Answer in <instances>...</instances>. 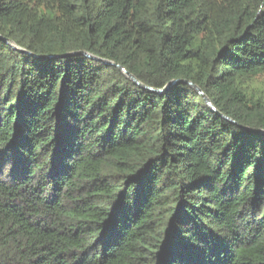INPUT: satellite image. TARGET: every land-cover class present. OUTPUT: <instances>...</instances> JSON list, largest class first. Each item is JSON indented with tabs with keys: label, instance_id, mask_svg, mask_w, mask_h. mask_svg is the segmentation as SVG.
Instances as JSON below:
<instances>
[{
	"label": "trees",
	"instance_id": "1",
	"mask_svg": "<svg viewBox=\"0 0 264 264\" xmlns=\"http://www.w3.org/2000/svg\"><path fill=\"white\" fill-rule=\"evenodd\" d=\"M0 36V264H264V0H0Z\"/></svg>",
	"mask_w": 264,
	"mask_h": 264
},
{
	"label": "water",
	"instance_id": "2",
	"mask_svg": "<svg viewBox=\"0 0 264 264\" xmlns=\"http://www.w3.org/2000/svg\"><path fill=\"white\" fill-rule=\"evenodd\" d=\"M0 40H3L4 42H8V40L2 36H0ZM16 48V47H15ZM18 49V51L22 52V53H29V51L27 50H24L22 48H16ZM76 53H81V54H84L85 56H87L88 58H96L94 56H92L90 53L88 52H76ZM53 56H40L39 58H51ZM105 64L107 65H113V66H116L118 67L128 78H130L134 83L138 84L139 86H141L142 88L150 91V92H153V93H158V94H162L164 93L165 91H167L170 87H172L173 85L177 84V83H180V82H184V83H187L189 84L190 86H192L201 96L202 98L204 99L205 103L213 110V111H216V108L215 106L212 104V102L210 101V99L202 92V90L196 86L195 84H193L191 81H188V80H180V79H173L171 81H169L164 87L162 88H153V87H150V86H146V85H143L141 84L134 75H132L131 73H129L124 67L120 66L119 64L117 63H113L111 61H104ZM221 116L225 117L226 119L232 121L230 118H228L227 116H224L221 114ZM233 122V121H232ZM250 131L252 132H255V133H261V134H264V130H261V129H249Z\"/></svg>",
	"mask_w": 264,
	"mask_h": 264
},
{
	"label": "rangeland",
	"instance_id": "3",
	"mask_svg": "<svg viewBox=\"0 0 264 264\" xmlns=\"http://www.w3.org/2000/svg\"><path fill=\"white\" fill-rule=\"evenodd\" d=\"M261 80H263V77L261 76V77H259V80L258 81H261Z\"/></svg>",
	"mask_w": 264,
	"mask_h": 264
}]
</instances>
